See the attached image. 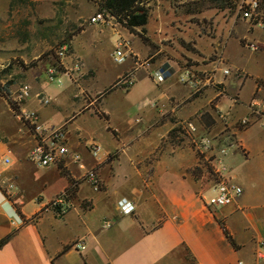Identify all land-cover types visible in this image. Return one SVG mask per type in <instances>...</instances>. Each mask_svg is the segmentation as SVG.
I'll return each mask as SVG.
<instances>
[{"label":"crops","instance_id":"crops-1","mask_svg":"<svg viewBox=\"0 0 264 264\" xmlns=\"http://www.w3.org/2000/svg\"><path fill=\"white\" fill-rule=\"evenodd\" d=\"M174 7L168 4L167 10L175 12ZM153 13L155 25L149 28V14L145 31L155 47L151 57L160 55L155 62L145 65L143 61L150 55V45L124 28V33L112 28L111 35L125 34L121 41L127 45L128 66L101 92L95 90V81L79 89L75 78L65 75L60 77L62 88L52 86L37 71L27 78L28 100L19 102L11 95L20 113H37L47 127L63 126L65 144L80 155L85 169L70 158L47 168L31 163L28 155L36 145L34 134L0 96V157L10 160L0 162V241L6 239L0 247V264H264L255 254L264 239V75L250 76L231 61L227 46L209 36V24H195L188 40L178 26L168 23L166 27L164 18L169 14L160 5ZM240 21L246 31L238 45L250 51L245 43L254 42L259 50L250 52H264V41L255 36L260 33L264 39V32ZM104 32L97 30L99 35ZM175 33L185 43L191 42L188 49L180 47V56L188 58L186 66L170 59L177 51L163 42L172 40ZM211 55L219 58L210 61ZM167 61L171 75L157 83L154 74L165 70L158 64ZM184 68L194 73L201 87L198 93L178 82ZM225 68L243 76L225 77ZM130 70H134L130 87L119 86L103 95ZM145 81L150 87L123 107L116 92L130 96ZM247 85L250 91L244 95ZM39 93L50 99L49 105L38 101ZM246 116H252L251 126L239 129V120ZM219 119L233 137L223 131L225 127L212 135ZM178 126L194 129L195 146L184 138L179 145L173 142L169 133ZM105 136L107 144L101 142ZM203 140L211 145L206 152ZM91 145L98 147L97 156L90 153ZM207 156L219 175L243 189L233 204L216 210L205 207L203 198L211 194L212 186H204L203 176L196 174ZM90 169L95 170L98 189L83 177ZM75 183L68 211L58 214V209L49 207ZM8 185L13 186L10 194L5 190ZM121 200L133 205L134 212L122 213ZM219 223L225 225L237 249ZM75 242H82L84 249L72 248Z\"/></svg>","mask_w":264,"mask_h":264},{"label":"rangeland","instance_id":"rangeland-1","mask_svg":"<svg viewBox=\"0 0 264 264\" xmlns=\"http://www.w3.org/2000/svg\"><path fill=\"white\" fill-rule=\"evenodd\" d=\"M98 1L0 0V87H4L11 95L17 96L20 93V89L27 85L29 87V97L26 100H28L31 96V88L27 78L30 73L37 71L42 72L47 82L51 83L52 86H58L60 88H62L60 85L63 84L62 82L58 84L61 75H65L68 79L75 78L74 85L77 88H85L93 81H95L93 86L96 91L101 92L108 86L128 66V63L117 65L111 58L115 45L117 42L123 40L122 38H124L125 34H122L124 33L122 27L115 20L107 19L109 23L102 26L89 22L90 17L99 12L97 7ZM188 1L171 0L172 6H175V12H170L167 10V7L168 4H171L167 0H150L149 6L151 13L149 28L152 29L155 25V19L157 17L153 11L158 5L169 14L167 18H164L166 27L168 28L169 24L178 26V29L184 32L183 37L185 39L189 40L192 36L190 28H194L195 24H209L211 28L209 36L215 41H219L222 45L225 44L227 46L226 52L231 61L245 68L250 76L255 77L256 74L264 75V52L252 53L242 49L238 45L242 41L241 34L246 31L244 23L235 16L236 11L233 3H237L239 0H230L232 2L231 6L225 10L210 9L202 12V14L193 16L185 13V9H187L185 4L189 3ZM112 28L122 32L121 36L119 34L111 35ZM97 30H104L105 32L99 35ZM252 30L251 32H253ZM168 32L169 30L165 33ZM259 34L257 33L255 36H260V40L264 41ZM145 35H147V31H145ZM151 36L152 38H156L154 34H151ZM163 42L169 46H173L177 51L172 52L171 60L177 61L182 66L188 65L187 56H180V53H183L180 48L182 47L181 42L184 41L177 33L173 35L172 40H165ZM64 43L69 45V52L62 58L56 54V51ZM188 45L190 46L191 42ZM135 46L140 45L136 44ZM149 51L150 55L143 58V61H146L145 65L155 62L156 58L160 57V55L151 57L155 52V47L152 43H150ZM218 58L217 55H211L210 61L217 60ZM77 60L81 63V70L78 73H73L71 69ZM71 61L72 65L69 64ZM132 61H135V59H132ZM32 63H35L36 66L30 70H24V66L31 65ZM163 63L160 62L158 65L167 71L166 78H168L171 75V71L169 70L171 62L167 61L165 62L166 64ZM52 68L56 71L55 76L57 77L54 81H50L48 78V70ZM132 71L134 70L122 74L112 85L116 84L117 87L125 86L123 84V78L132 74ZM95 73H97L96 76ZM226 79L228 80V78ZM138 85L140 87L139 90L136 88L137 90L133 91L127 97L123 91L116 92L117 96L121 98L118 101L123 107L128 106L130 101L139 95V91L143 93L142 91L150 87V84L146 81ZM220 91H222V88H220ZM249 91L250 86L247 85L244 95H248ZM233 97L236 98V96ZM36 98L39 102L47 100L46 103L43 102L45 105L50 104V99L44 94L39 93L36 95ZM26 100H23V103ZM65 107L60 108L59 111H62ZM36 115L38 117L37 113ZM219 120V128L215 129L212 135L218 134L225 127L223 131L228 136L233 137V132L224 126L225 121ZM96 121L99 125H104L102 121ZM184 127L180 128L177 139H187L189 144L195 146L196 143L193 142L192 131L188 126ZM101 142L107 144V136L101 138ZM197 147V152L201 156L199 152L200 148L199 146ZM207 157L206 160L202 159L201 168L197 166L196 174L200 178L203 176L202 184L208 188L209 185L213 186L215 184L217 176L213 163L211 162L212 157ZM252 250L254 249H251V252Z\"/></svg>","mask_w":264,"mask_h":264},{"label":"built area","instance_id":"built-area-1","mask_svg":"<svg viewBox=\"0 0 264 264\" xmlns=\"http://www.w3.org/2000/svg\"><path fill=\"white\" fill-rule=\"evenodd\" d=\"M236 17L238 19L245 21L251 29H258L264 32V0H239L237 3H233ZM114 20L106 11H101L95 13L90 17L89 22L95 25H104L109 23L107 21ZM127 45L125 42H118L115 45L114 52L112 54L113 62L117 65H122L127 60V55L124 52ZM245 47L250 51H258L259 46L254 42L245 43ZM69 52V45L64 43L56 51V54L59 57H65ZM73 73H78L81 70V63L77 60L72 67ZM225 77L236 76L242 77L243 75L239 71H232L229 68H225L222 71ZM56 71L52 68L48 70V78L50 81L57 79L55 76ZM166 70H159L154 74V80L157 83H162L166 79ZM209 79H207L208 81ZM60 79L58 84H60ZM178 82L182 85L190 86L194 92L198 93L201 89L199 82H196L195 75L189 68H184L181 74L178 77ZM210 82V81H208ZM133 83V79L130 75L123 78V84L126 87H130ZM29 97V87L27 85L23 86L20 89V93L17 95V101L22 102ZM46 103L47 100H43L42 103ZM264 112V111H263ZM20 118L27 122L34 134L36 145L29 152L28 159L38 168H47L51 166H58L64 162L65 159L70 158L74 163H76L81 169H85L81 163V157L78 153L70 150L65 144L66 140V130L63 127H47L40 123L35 112L21 113ZM252 116H246L239 120L238 126L239 129H245L252 124ZM26 125V124H25ZM264 130V124L261 125ZM189 129L193 132L194 129L189 126ZM234 137L237 141L236 134ZM206 152L210 147L208 140H203V145ZM201 148V146H200ZM90 153L93 156H97L99 149L97 146L91 145L89 147ZM200 150V149H199ZM0 162L3 164H9L10 160L7 157H0ZM217 176V181L212 186L211 194L203 198V203L205 207L209 210H216L233 204L238 198L243 194V189L230 179L224 178L219 175V172H215ZM94 188H99V180L96 176L95 170L90 169L86 170L84 176ZM13 189L12 185L5 187L7 193L10 194V191ZM120 210L124 214H130L134 212V207L129 202L121 200L118 204ZM50 208L58 209V214H63L71 208L69 203V193L64 190L59 197L54 199L49 204ZM72 248L82 250L84 245L82 242H75L72 245ZM256 256L260 260H264V239L258 242V250Z\"/></svg>","mask_w":264,"mask_h":264},{"label":"trees","instance_id":"trees-1","mask_svg":"<svg viewBox=\"0 0 264 264\" xmlns=\"http://www.w3.org/2000/svg\"><path fill=\"white\" fill-rule=\"evenodd\" d=\"M231 3L232 2L230 0H196L185 4V7H187V9H185V13L187 15L193 16L195 14L201 13L204 10H225L227 7L231 6ZM97 7L99 12L106 11L122 28L127 30L130 34L137 36L144 44L150 45V41L145 35V26L148 23L150 14L149 0H99L97 2ZM181 45L187 49L189 48V45L185 44L184 42H181ZM35 66V63H32L31 65L22 67L24 70H28ZM116 87V84L111 85L103 92V95L110 93ZM0 96L7 101L15 115H21L18 104L11 99L10 92L4 87H0ZM21 120L27 125V122L23 119V117H21ZM180 128L181 127L178 126L169 133V137H171L173 142L177 145L183 141L182 138L177 139V134L180 132ZM110 158L111 155H109V159ZM76 186L77 184L75 183L65 189L69 193V198L72 194H74ZM219 224L227 240L230 242L233 248L237 249V246L235 245L225 225L223 223ZM5 240L6 239L0 241V247L4 244ZM67 249L68 247H65L63 251Z\"/></svg>","mask_w":264,"mask_h":264}]
</instances>
